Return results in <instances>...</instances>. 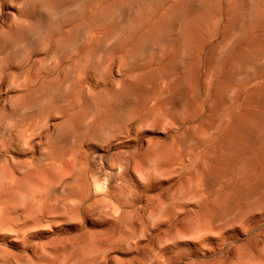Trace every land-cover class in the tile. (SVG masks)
Masks as SVG:
<instances>
[{
  "label": "rangeland",
  "instance_id": "obj_1",
  "mask_svg": "<svg viewBox=\"0 0 264 264\" xmlns=\"http://www.w3.org/2000/svg\"><path fill=\"white\" fill-rule=\"evenodd\" d=\"M0 264H264V0H0Z\"/></svg>",
  "mask_w": 264,
  "mask_h": 264
},
{
  "label": "bare ground",
  "instance_id": "obj_2",
  "mask_svg": "<svg viewBox=\"0 0 264 264\" xmlns=\"http://www.w3.org/2000/svg\"><path fill=\"white\" fill-rule=\"evenodd\" d=\"M234 35V34H233ZM236 36V35H235ZM225 51V50H224ZM261 61H263V60H261ZM162 114V113H161ZM216 126H218V125H216ZM240 165V164H239Z\"/></svg>",
  "mask_w": 264,
  "mask_h": 264
}]
</instances>
